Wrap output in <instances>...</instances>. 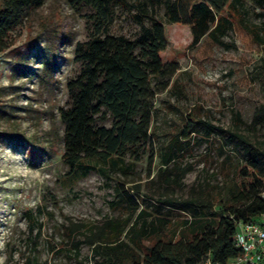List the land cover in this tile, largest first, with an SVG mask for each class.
I'll use <instances>...</instances> for the list:
<instances>
[{"label":"rangeland","instance_id":"1","mask_svg":"<svg viewBox=\"0 0 264 264\" xmlns=\"http://www.w3.org/2000/svg\"><path fill=\"white\" fill-rule=\"evenodd\" d=\"M164 3L118 1L105 31L137 40L143 27L151 26L147 15H152L162 22L168 40L163 61L180 66L168 90L155 98L150 138L130 177L140 182L136 198L141 208L156 214L158 198H174L176 205L160 204V213L179 222L193 218L180 205L191 199V188L201 204L216 210L237 189L245 160L231 132H248L236 114L250 123L264 105V46L249 49L236 27L222 37L224 44L193 47L190 26L171 23ZM238 6L235 23L240 15L264 30L263 0H241ZM94 13L86 5L73 8L68 0H44L40 8L23 13L12 45L0 52V264H92L87 244L79 255L70 251L62 227L66 216L68 222L93 224L123 214L112 205L118 197L116 175L106 178L92 171L73 187L62 183L68 166L60 109L70 101L68 82L80 71L76 45L94 30ZM160 81L153 78L155 85ZM187 126L196 130L166 169L173 178L182 169L187 173L180 185L167 187L158 176L162 156ZM257 132L263 140L264 124Z\"/></svg>","mask_w":264,"mask_h":264},{"label":"trees","instance_id":"2","mask_svg":"<svg viewBox=\"0 0 264 264\" xmlns=\"http://www.w3.org/2000/svg\"><path fill=\"white\" fill-rule=\"evenodd\" d=\"M68 1L73 8L90 6L95 13L90 16L94 20L90 37L76 45L80 71L68 82L70 101L60 109L65 125L63 160L68 166L62 183L73 187L92 171L106 178L116 175L118 197L112 205L123 213L93 224L68 222L66 216L62 227L64 237L72 243L70 251L79 255L82 244H87L94 257L92 264H198L207 255L224 263L238 256L240 249L234 242L237 221L250 222L264 212V139L257 132L264 124V105L254 112L250 123L235 116L248 132H231L245 164L228 202L216 210L201 204L195 198L196 189L191 188V199L180 205L193 212L192 219L175 222L161 215L160 204L174 206L178 202L174 198H158L156 214H152L141 208L136 198L140 182L130 177L150 138L155 98L168 90L180 66L163 61L161 53L167 50L168 40L162 22L154 16L148 14L151 26H144L140 37L130 40L105 31L121 0ZM240 2L165 0L164 5L171 23L190 26L193 47L210 41L224 44L222 37L236 27L249 49L255 44L264 46L262 28L248 25L240 15L234 22ZM43 4L44 0H0V52L12 45V34L23 13ZM153 78L162 81L155 85ZM108 118L111 125L99 123ZM188 127L169 142L162 156L158 176L167 187L180 185L187 173L182 169L173 178L166 169L176 161L178 151L186 150L189 134L196 130Z\"/></svg>","mask_w":264,"mask_h":264},{"label":"built area","instance_id":"3","mask_svg":"<svg viewBox=\"0 0 264 264\" xmlns=\"http://www.w3.org/2000/svg\"><path fill=\"white\" fill-rule=\"evenodd\" d=\"M234 242L238 256L223 263L207 255L198 264H264V212L253 221H237Z\"/></svg>","mask_w":264,"mask_h":264}]
</instances>
